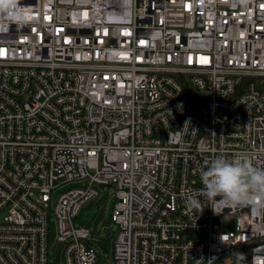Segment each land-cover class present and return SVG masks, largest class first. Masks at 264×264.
<instances>
[{
	"label": "built area",
	"instance_id": "built-area-1",
	"mask_svg": "<svg viewBox=\"0 0 264 264\" xmlns=\"http://www.w3.org/2000/svg\"><path fill=\"white\" fill-rule=\"evenodd\" d=\"M22 3L0 32V264H48L52 219L60 264H97L75 221L103 187L114 264H264V208L186 203L217 156L264 167V0Z\"/></svg>",
	"mask_w": 264,
	"mask_h": 264
},
{
	"label": "clouds",
	"instance_id": "clouds-1",
	"mask_svg": "<svg viewBox=\"0 0 264 264\" xmlns=\"http://www.w3.org/2000/svg\"><path fill=\"white\" fill-rule=\"evenodd\" d=\"M126 10L135 16V0H123ZM246 3V0H241ZM28 5L22 0H0V32H8L15 25L23 29L30 23ZM203 188L186 203L190 208H201L200 197L210 203H222L226 208L241 205L264 208V167L254 165L246 154L234 159L217 156L201 172Z\"/></svg>",
	"mask_w": 264,
	"mask_h": 264
},
{
	"label": "rangeland",
	"instance_id": "rangeland-1",
	"mask_svg": "<svg viewBox=\"0 0 264 264\" xmlns=\"http://www.w3.org/2000/svg\"><path fill=\"white\" fill-rule=\"evenodd\" d=\"M71 185L62 187L54 194V199L59 192L68 189ZM114 189L112 187H103L99 189L98 195L90 202L85 204L75 223L87 227L91 243L98 252L97 264H114L111 254V242L115 233V228L110 216L113 208ZM49 233V257L48 264H60L61 246L56 242L55 221L51 220ZM234 220H225L217 218L213 220V225L217 226L220 231H230L234 228ZM105 226L110 230V235L105 237L102 229Z\"/></svg>",
	"mask_w": 264,
	"mask_h": 264
},
{
	"label": "water",
	"instance_id": "water-1",
	"mask_svg": "<svg viewBox=\"0 0 264 264\" xmlns=\"http://www.w3.org/2000/svg\"><path fill=\"white\" fill-rule=\"evenodd\" d=\"M102 232H103L105 237H108L110 235L109 229L106 226H105V228L102 229Z\"/></svg>",
	"mask_w": 264,
	"mask_h": 264
}]
</instances>
